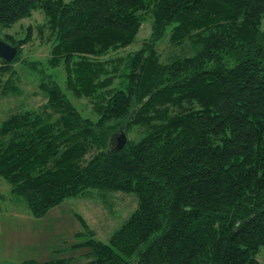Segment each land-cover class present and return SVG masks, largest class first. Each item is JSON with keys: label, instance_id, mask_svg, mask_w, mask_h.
Listing matches in <instances>:
<instances>
[{"label": "trees", "instance_id": "1", "mask_svg": "<svg viewBox=\"0 0 264 264\" xmlns=\"http://www.w3.org/2000/svg\"><path fill=\"white\" fill-rule=\"evenodd\" d=\"M40 10L53 39L47 101L0 124V177L34 218L89 190L133 193L136 209L109 244L89 239L91 259L21 264H264V0H0V28ZM149 19L138 50L111 62ZM189 53L161 61L158 43ZM31 40L0 59V89ZM108 63L114 66L109 70ZM87 98L83 116L66 93ZM124 127L123 149L107 153ZM138 128L140 137L128 132ZM84 234H77L79 237Z\"/></svg>", "mask_w": 264, "mask_h": 264}, {"label": "rangeland", "instance_id": "2", "mask_svg": "<svg viewBox=\"0 0 264 264\" xmlns=\"http://www.w3.org/2000/svg\"><path fill=\"white\" fill-rule=\"evenodd\" d=\"M45 23L40 10L32 12L9 28H0V40L5 36L22 38L26 28H31V40L21 47V58L12 66L14 76L2 77L3 81L11 79L13 86L2 92L0 89V124L12 114L36 110L47 101L40 90V75L31 64L44 69L63 85L62 68H51L46 64L49 57L53 35ZM151 32V22L147 19L131 45L124 49L110 52L98 60L111 62L126 57L138 50L143 40ZM157 50L161 61H167L174 55L189 53L188 45L178 47L169 42V33L158 43ZM114 66V63L112 67ZM108 69L112 67L108 63ZM70 100L85 117L94 118L92 103L87 98H76L69 94ZM138 128L129 131L128 137L138 139ZM137 197L133 193L89 190L85 195L66 199L41 217L34 218L29 213L23 199L10 193V185L0 177V264H21L25 260L46 262L58 258L71 259L75 263H84L91 259L87 247H72L89 239L82 230L75 215L80 216L94 234V239L109 244L112 234L126 221L137 207ZM77 234H84L77 237ZM260 260L264 262L263 258Z\"/></svg>", "mask_w": 264, "mask_h": 264}, {"label": "water", "instance_id": "3", "mask_svg": "<svg viewBox=\"0 0 264 264\" xmlns=\"http://www.w3.org/2000/svg\"><path fill=\"white\" fill-rule=\"evenodd\" d=\"M18 53V48L0 40V59L11 62ZM127 142L125 128L121 127L118 132L111 136L108 144L107 153H114L123 149Z\"/></svg>", "mask_w": 264, "mask_h": 264}]
</instances>
